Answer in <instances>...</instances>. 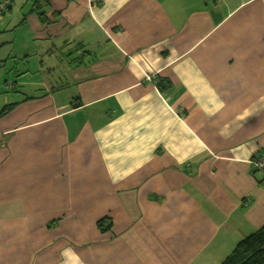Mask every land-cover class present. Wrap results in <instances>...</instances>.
Wrapping results in <instances>:
<instances>
[{"label":"crops","instance_id":"1","mask_svg":"<svg viewBox=\"0 0 264 264\" xmlns=\"http://www.w3.org/2000/svg\"><path fill=\"white\" fill-rule=\"evenodd\" d=\"M34 1L67 68L0 102V264H222L264 228V0Z\"/></svg>","mask_w":264,"mask_h":264},{"label":"rangeland","instance_id":"2","mask_svg":"<svg viewBox=\"0 0 264 264\" xmlns=\"http://www.w3.org/2000/svg\"><path fill=\"white\" fill-rule=\"evenodd\" d=\"M7 2L8 0H0V32L4 28L12 29L7 33H0V44H5V47L0 50V102L18 96L17 93L11 92L10 88L15 89L16 86L21 94V91H24L21 83L24 81L53 83L52 76L57 78L67 68L63 64L57 71H45L46 68L54 65L55 60L42 53L41 45L37 44L30 27L22 25V18L29 11L26 9L28 7L24 6L25 0L23 2L15 0V4L11 1L13 7L8 11H6ZM26 54L30 56L26 58ZM6 57L11 58L8 60ZM63 59L69 60L65 56ZM6 61H8L7 64ZM42 66L45 69H40ZM22 75H26L24 80Z\"/></svg>","mask_w":264,"mask_h":264},{"label":"trees","instance_id":"3","mask_svg":"<svg viewBox=\"0 0 264 264\" xmlns=\"http://www.w3.org/2000/svg\"><path fill=\"white\" fill-rule=\"evenodd\" d=\"M11 1L12 0H8V2L6 3V5L8 6L6 11L12 9L13 6L11 4ZM35 1H36V6L34 5V7H32L33 12H36L41 8L38 5H40L41 4L40 2L44 0H35ZM36 13L40 21H42L45 24H48L49 20L46 18L45 13H40V12H36ZM157 85L161 91L169 89L170 87L169 81L163 79L159 80ZM13 108L14 105L5 106L0 112V116H5ZM106 220H107L106 218H103L98 222V227L102 231L103 230L107 231L111 228V224L104 227ZM222 264H264V228L258 230L254 234L250 235L249 237L241 241L234 249V251L224 260Z\"/></svg>","mask_w":264,"mask_h":264},{"label":"built area","instance_id":"4","mask_svg":"<svg viewBox=\"0 0 264 264\" xmlns=\"http://www.w3.org/2000/svg\"><path fill=\"white\" fill-rule=\"evenodd\" d=\"M209 2H214L216 0H208ZM252 166L254 168V170L259 173L260 175L263 176L264 178V156L263 155H256L254 156V158L251 161ZM262 184H264V179Z\"/></svg>","mask_w":264,"mask_h":264}]
</instances>
